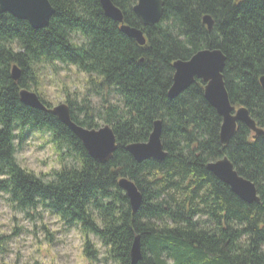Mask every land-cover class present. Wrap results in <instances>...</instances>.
Segmentation results:
<instances>
[{"label":"trees","instance_id":"obj_1","mask_svg":"<svg viewBox=\"0 0 264 264\" xmlns=\"http://www.w3.org/2000/svg\"><path fill=\"white\" fill-rule=\"evenodd\" d=\"M111 1L125 25L142 30L144 46L105 16L99 0H49L55 14L41 30L0 13V192L28 216L47 213L78 229L91 263L131 264L139 237L138 264H264V135L238 123L223 146L222 118L200 80L169 97L176 61L219 50L232 106L245 107L264 130V0H163V18L151 28L133 12L139 0ZM60 67L86 77L83 94L65 95L72 121L110 126L116 136L107 164L89 156L40 90L37 72ZM22 89L36 93L46 110L24 106ZM158 121L167 157L139 163L126 148L147 143ZM34 133L55 144L59 170L40 176L18 163L19 146ZM224 157L254 183L258 203L243 202L207 170ZM122 178L142 195L136 212L118 187Z\"/></svg>","mask_w":264,"mask_h":264},{"label":"water","instance_id":"obj_2","mask_svg":"<svg viewBox=\"0 0 264 264\" xmlns=\"http://www.w3.org/2000/svg\"><path fill=\"white\" fill-rule=\"evenodd\" d=\"M99 2L105 16L118 23L126 36L136 41L140 46L146 44L142 30L125 25L122 11L111 0H99ZM133 12L144 28L154 27L163 18L164 1L139 0ZM0 13L10 14L18 20L26 21L33 29L41 30L48 27L55 10L49 0H0ZM203 24L208 30H211L214 21L210 15H206L203 17ZM225 66L226 57L221 51L201 50L189 60H178L173 64V83L169 90V97L176 98L189 89L196 79L205 84V99L222 118L220 142L223 146L228 145L234 137L238 123L245 125L254 134V137L264 135V130L257 126L245 107L236 109L232 106L224 81ZM11 73L12 79L17 82L21 77L20 69L14 66ZM260 82L264 88V77L260 79ZM19 96L24 106L39 111L46 110V106L36 93L22 89ZM51 112L81 141L93 160L100 164H107L113 158L117 151V140L110 126L87 129L75 124L71 119L70 108L67 104H59L53 107ZM161 134L162 122L158 121L154 124L153 132L147 143L131 144L126 149L139 163L151 159L158 162L163 161L167 157V153L164 151L161 142ZM207 170L227 185L243 202L247 204L259 202L255 185L241 178L227 157L209 163ZM118 187L125 191L130 200L131 208L137 211L141 205L142 195L136 185L132 181L121 180ZM141 259L140 239L138 237L131 248V264H138Z\"/></svg>","mask_w":264,"mask_h":264},{"label":"rangeland","instance_id":"obj_3","mask_svg":"<svg viewBox=\"0 0 264 264\" xmlns=\"http://www.w3.org/2000/svg\"><path fill=\"white\" fill-rule=\"evenodd\" d=\"M38 80L52 106L65 104V95L85 92L86 77L74 68L40 69ZM57 147L47 134L27 137L16 153L18 163L37 175L61 168ZM28 216L14 209L0 192V264H96L83 255V235L47 213Z\"/></svg>","mask_w":264,"mask_h":264},{"label":"bare ground","instance_id":"obj_4","mask_svg":"<svg viewBox=\"0 0 264 264\" xmlns=\"http://www.w3.org/2000/svg\"><path fill=\"white\" fill-rule=\"evenodd\" d=\"M196 80H198V79H196ZM195 80V81H196ZM201 81V80H200ZM202 82V81H201ZM203 83V82H202ZM204 84V83H203ZM204 89H205V84H204ZM116 137V136H115ZM117 140V139H116ZM149 141V140H148ZM162 142V141H161ZM136 144H145V143H136ZM163 145V144H162ZM117 148H118V145H117ZM236 171V170H235ZM237 172V171H236ZM238 173V172H237ZM238 175H239V173H238ZM240 176V175H239ZM241 178H243L242 176H240ZM121 180H128V179H125V178H122V179H120L119 181H118V184H119V182L121 181ZM130 181V180H129ZM249 181V180H248ZM249 182H251V181H249ZM252 183V182H251ZM252 184H254V183H252ZM123 191V190H122ZM124 193H125V191H123ZM126 195V194H125ZM126 197H127V195H126ZM127 199L129 200V198L127 197ZM142 202V201H141ZM129 203H130V200H129ZM131 206V205H130ZM139 209V208H138ZM133 210V209H132ZM133 212H136V211H134L133 210Z\"/></svg>","mask_w":264,"mask_h":264},{"label":"clouds","instance_id":"obj_5","mask_svg":"<svg viewBox=\"0 0 264 264\" xmlns=\"http://www.w3.org/2000/svg\"><path fill=\"white\" fill-rule=\"evenodd\" d=\"M169 264H171V262H169Z\"/></svg>","mask_w":264,"mask_h":264}]
</instances>
